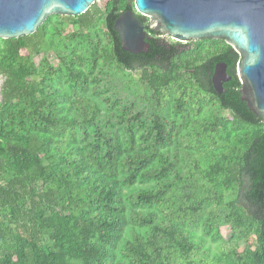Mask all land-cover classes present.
<instances>
[{"label":"trees","instance_id":"16d2710c","mask_svg":"<svg viewBox=\"0 0 264 264\" xmlns=\"http://www.w3.org/2000/svg\"><path fill=\"white\" fill-rule=\"evenodd\" d=\"M127 10L99 0L54 15L70 33L49 17L0 39V264H264V121L240 100V55L158 37L129 54L113 29ZM43 46L56 59L35 64ZM217 62L222 95L207 76ZM108 67L150 97L140 111L100 87Z\"/></svg>","mask_w":264,"mask_h":264},{"label":"water","instance_id":"95a60500","mask_svg":"<svg viewBox=\"0 0 264 264\" xmlns=\"http://www.w3.org/2000/svg\"><path fill=\"white\" fill-rule=\"evenodd\" d=\"M96 0H0V39L33 35L52 15L76 17ZM134 12L147 18L146 27L177 42L222 39L240 60L236 76L240 100L264 121V0H133ZM133 11L113 23L121 49L131 54L148 51L144 25ZM213 91L221 95L230 80L226 65L215 63ZM3 78L0 75V88ZM0 94V101H1Z\"/></svg>","mask_w":264,"mask_h":264},{"label":"rangeland","instance_id":"374dc122","mask_svg":"<svg viewBox=\"0 0 264 264\" xmlns=\"http://www.w3.org/2000/svg\"><path fill=\"white\" fill-rule=\"evenodd\" d=\"M99 0H96V2H98ZM51 17L50 18V26H54L56 27L57 29H62L66 32H68L70 30V27L69 25L65 24V23H62V18L60 17H56L54 15L52 16H49ZM48 17V18H49ZM47 18V19H48ZM99 27L101 28V25L100 23L98 24ZM49 27V26H48ZM51 34V28H46L45 30V36L46 38H48ZM162 39L164 40H168L170 41L169 37L168 36H164L162 35L161 36ZM101 39L104 41V43L106 42L105 40V36L102 34L101 35ZM48 40V39H46ZM45 56L50 62H54L55 59H56V56H57V53L53 50H50V49H47L43 46L42 48V51L40 52V54L38 55H35L34 58H33V61L35 62V64H38V61L40 59L41 56ZM139 75V72L136 71L132 74V77L134 78H137ZM103 83L102 85H100V87H102L103 89H106L108 91V93L110 95H112L113 97H116L122 101H125V102H130V103H134L137 107V109H135L134 111H140L143 107H144V100H149V96L148 98H138L139 96H135L131 90H128L127 87H126V83H125V80L122 79L121 77H119L117 75V73H115L112 68H106L105 69V76L104 77H101ZM144 97V96H143ZM156 110H159L158 107H156ZM213 112L215 113H220L219 109L217 110L216 107L214 108ZM182 148V146H181ZM184 150H180V155L183 156V159L182 160V165L183 164H186L188 162H190V160H192L191 157H189V155H187V153L185 152ZM180 168H184L183 166L180 167ZM219 231H220V234L221 236L223 237V239H227L229 233H230V227L229 225L227 224H221L220 227H219Z\"/></svg>","mask_w":264,"mask_h":264},{"label":"flooded vegetation","instance_id":"af4514ba","mask_svg":"<svg viewBox=\"0 0 264 264\" xmlns=\"http://www.w3.org/2000/svg\"><path fill=\"white\" fill-rule=\"evenodd\" d=\"M69 27H70V30L68 31V32H66L65 31V33H70L72 30H75V27H71L70 25H69ZM147 28V27H146ZM148 29V28H147ZM144 31H145V36H146V38H148V39H150V38H154V37H158V38H160L161 40H164V39H162L161 38V36L163 35V34H161V33H158V32H154V31H147L146 29H145V27H144ZM165 36V35H164ZM170 39V38H169ZM171 40V39H170ZM171 43H174L175 44V46L177 47V48H179V49H181V50H190L191 49V47H192V44L189 42V41H187V42H177V41H174V40H171ZM126 52V51H125ZM127 53H129V52H127ZM129 54H131V53H129ZM139 54H141V53H139ZM132 55H138V54H132ZM159 61H160V57L159 56H157V58H156V60H155V63L156 64H159ZM136 71H140L139 70V68H136V69H134L133 70V72H132V74L134 73V72H136ZM212 72H213V70L212 71H208L207 72V76L209 77V80H210V84H211V75H212ZM224 84V83H223ZM211 86H212V84H211ZM226 91V90H225ZM225 91L223 92V93H225ZM222 93V94H223ZM221 94V95H222Z\"/></svg>","mask_w":264,"mask_h":264}]
</instances>
